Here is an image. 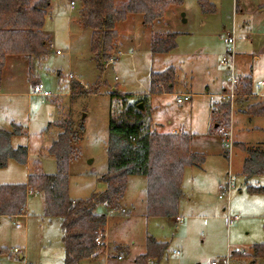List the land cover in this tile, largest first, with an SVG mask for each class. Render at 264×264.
I'll return each instance as SVG.
<instances>
[{
  "label": "rangeland",
  "instance_id": "obj_1",
  "mask_svg": "<svg viewBox=\"0 0 264 264\" xmlns=\"http://www.w3.org/2000/svg\"><path fill=\"white\" fill-rule=\"evenodd\" d=\"M49 1L42 29L49 38L45 58L33 61L30 77L26 57L5 58L0 81V130L21 129L20 136L11 138V145L27 147L28 155L25 165L10 160L6 168L0 169V185L25 184L36 161L44 174L54 175L56 163L46 148L59 133L57 123L70 119L75 140L74 157L69 164V197L85 200L103 192L106 185L100 177L107 172L112 95L140 99L149 94L152 73L172 68L175 77L172 94H154L150 99L155 107L151 122L163 129H154L152 124L151 127L158 133L177 127L189 135L190 151L206 155L204 170L189 167L184 170L185 196L178 210L181 223L160 217L146 221L144 176L127 178L124 196L116 208L97 205L94 213L106 215L108 264H134L144 253L146 234L168 245L159 264H207L225 259L235 248L241 253L233 255L227 264H264L263 259L254 258L251 252L254 244H264V196L247 193L240 174L245 153L240 146H231L227 161L224 157L228 148L222 144L220 135L221 130L232 128L235 142L247 147L264 143V117H249L245 113L249 105L264 98V86L255 89L256 82H264V27L257 28V38L241 37L248 43L254 42L257 61L252 56L237 59L234 48V75L240 84L250 82L252 94L245 95L243 85H237L236 96L229 102L228 125L221 122V126L214 127L212 109L223 100L220 95L230 89L227 79L230 72L219 62L227 55L229 46L224 37L225 31L231 29L235 0H208L215 11L206 14L198 0H173L151 26L143 25L140 15H129L115 26L116 50L112 61L103 68L90 53L91 30L80 24V0ZM245 13L252 16L248 11ZM162 34L175 35V48L166 54H152L151 40ZM34 84L50 96L34 93ZM257 91L261 96L254 95ZM187 92L191 94L190 102L177 104L176 95ZM115 98L116 106L119 102ZM228 171L235 176L228 197H220V192L213 191L210 196L192 193V201L204 199L203 204L193 208L188 203L192 180L196 181L195 186H204L209 178L221 183ZM251 183L262 186L264 177H256ZM42 209L41 196L32 194L27 200L26 221L0 217V264H63L59 220L44 217ZM227 214L239 220L227 227L224 220ZM16 222L21 228H17ZM172 251L179 252L180 257L173 256ZM118 255L123 259L117 260ZM81 263L107 264V258L100 253L96 259Z\"/></svg>",
  "mask_w": 264,
  "mask_h": 264
},
{
  "label": "trees",
  "instance_id": "obj_2",
  "mask_svg": "<svg viewBox=\"0 0 264 264\" xmlns=\"http://www.w3.org/2000/svg\"><path fill=\"white\" fill-rule=\"evenodd\" d=\"M173 0H80V24L91 30L90 53L100 68L113 59L118 38L115 26L129 15H140L142 23L151 26L161 17ZM203 13H214V5L208 0H198ZM49 0H0V81L7 56H24L29 61V77L34 60H43L48 54L49 41L42 31ZM175 48V35H155L151 40L152 54H166ZM174 70L150 76L149 94H172ZM244 94H250V82L241 83ZM37 85L34 84V87ZM75 86H79L76 84ZM252 94V93H251ZM147 96L131 100V96L112 95L106 143L107 172L100 177L106 188L85 200H72L68 194L69 164L74 157L72 143L75 135L70 119L57 123L59 133L47 153L56 163L54 175L44 174L38 166L29 174L25 184L0 185V217H16L24 214L27 198L38 194L42 198L43 216L59 220L63 264H82L96 259L104 249L106 215L94 213L97 205L116 208L123 198L127 178L144 176L146 185L145 218H174L178 214V202L182 196L181 183L184 170L200 167L203 154L189 149L190 136L158 133L151 127V114L146 105ZM118 100L115 106L113 99ZM142 105L143 111L138 107ZM212 109L214 127L229 123L230 103L219 101ZM249 117H264V98L245 110ZM224 125V126H225ZM215 129V128H214ZM217 129V128H216ZM21 129L11 132L0 130V169L10 160L25 165L26 147H12L11 138L20 136ZM240 146L246 153L241 175L245 180L264 177V148ZM250 194H263L264 186H248ZM100 242L97 243L96 239ZM167 245L152 237L146 238L145 252L134 264H148L160 259ZM256 259H264V244L252 247Z\"/></svg>",
  "mask_w": 264,
  "mask_h": 264
},
{
  "label": "crops",
  "instance_id": "obj_3",
  "mask_svg": "<svg viewBox=\"0 0 264 264\" xmlns=\"http://www.w3.org/2000/svg\"><path fill=\"white\" fill-rule=\"evenodd\" d=\"M233 8H234V13H233L234 15H233V20H232L230 31L233 30L234 34H235V44H237L236 46L234 45L235 51H236V58L237 59H239V58L240 59H247V58H250V56H252L253 61H257V59H259V57L257 56V52H254V50H255L254 45H253L254 42L250 41L248 43V41L246 39H241V37H245V38L256 37L257 38V36H258L257 35V28L260 29V28L264 27V0H235ZM246 11L251 13L252 16H248L245 13ZM236 47H238V49H236ZM245 76H249V75H245ZM143 95L147 96L146 97L147 98L146 105L148 106L149 112L151 114L153 112L154 108H155L151 104V100H150L151 99V95L150 94H143ZM182 95H188L189 96V100L186 101V102H183V103H180V104L177 103V104L182 105L184 103L190 102V100H191V94L190 93L187 92V93H183V94H178L176 96H182ZM152 125H153L154 129H163V127L161 125H157V124H152ZM231 131H232V128H231ZM159 133H170V134L175 135V136H180L181 134H184L177 127L176 128L175 127L171 128L168 132H159ZM232 136H233L232 147L235 146V145L237 147H238V145H243V146L247 147L245 144L238 143V141L235 142L233 131H232ZM54 139L55 138H51L50 144L46 148V152H47L49 146L51 145V143H52V141ZM190 139H191V137H190ZM255 146L264 148V143L263 144L257 143V145H254V147ZM248 147H252V146H248ZM201 150L204 151L205 147L202 148ZM227 150H228V153L225 154V156L227 155V157H224V158L227 161H229L230 150L229 149H227ZM26 152H27V155H28L27 147H26ZM222 155H223V152H222ZM245 158H246V153H245ZM244 159H243V161H244ZM205 163H206V155H205L204 163L200 167H190V169L202 172L204 170ZM34 165L38 166L39 163L36 161V162H34ZM242 165H243V162H242ZM242 165H241V171H242ZM29 174H31V172ZM228 174L234 176L231 172L228 171V172H226L225 176H223L221 183L219 181H217L216 179L212 180V179L209 178V179H205L206 180V184L204 186H199V184H196V186H195L196 181L192 180L191 185H190V189H192V190L190 191L191 194L189 195L190 198H188V203L191 204L193 206V208H200L202 206V204H203L204 199H198V200L193 202L192 199H191L192 193L193 194L197 193L199 195L204 193V194L210 196L212 194V191H213V193L221 192V190L226 185ZM242 179H243V183H244V186L246 188V191H247V187L248 186H258V184L253 185L251 183V181L254 178L249 179L247 181L242 176ZM234 181H235V178H234ZM256 183H258V181H256ZM263 186L264 185H262L261 187H263ZM181 191H182V196H181V198L179 199V202H178V210H179V206H180V204L182 202V199L185 196V193H183V190H182V183H181ZM239 193H241V190L239 191ZM31 195L32 194H30L29 196H31ZM257 195L264 196L263 194H257ZM29 196H28V198H29ZM28 198H27V200H28ZM145 202H146V190L144 192V198H143V207H144V213H143L144 215L143 216H144V218H145V207H146V203ZM132 209H134L133 206H132ZM122 210H123V212L125 211L124 209H122ZM42 214H43V209H42ZM227 215H225V217H224L225 221H226V216ZM9 218H12V219L23 218L26 221V219L28 218L27 202H26V209H25L24 214H22L21 216L9 217ZM177 218H181V216H178V214H177V216L174 217V218H165V219L166 220H173L175 223H181V222H177V220H176ZM146 221H147V219H146ZM182 221H183V219H182ZM17 223L18 222H16V224ZM226 225H227V223H226ZM17 228H21V227H17ZM148 236L149 235L146 234L145 239H144V252H145L146 238ZM149 237H152V236H149ZM157 242L164 243V244L167 245L166 242H162V241H157ZM254 245H257V244H254ZM167 247H168V245H167ZM252 247H251V252H252ZM101 253L106 255L107 264H108L110 262L109 261L110 260L109 259V242L107 243L106 230H105V234H104V249H103V251ZM172 255L175 256V257H180V253L177 252V251H172ZM235 255H238V254H234V256ZM164 258H165V253L161 256V258L159 260L158 259L157 260L156 259H152V260H150L148 262V264L149 263H157V264H159V262H162L164 260ZM122 259H123V257H121V255L117 256V260H122ZM91 260H94V259H91ZM260 260H262V259H260Z\"/></svg>",
  "mask_w": 264,
  "mask_h": 264
},
{
  "label": "built area",
  "instance_id": "obj_4",
  "mask_svg": "<svg viewBox=\"0 0 264 264\" xmlns=\"http://www.w3.org/2000/svg\"><path fill=\"white\" fill-rule=\"evenodd\" d=\"M224 42L229 46L228 47V51H227V55L225 57L222 58V60H220L219 64L225 68H227V70L230 72L227 79L230 83V89L227 91L225 90L220 96L223 100H228L229 102H232L233 99L235 98L236 94H235V90H236V86L240 84V79L238 80V78L235 77L234 75V45H235V34L234 31H225V37H224ZM57 54L59 53L58 51L56 52ZM262 86H264V82L263 81H258L256 82L255 85V89L259 90ZM34 93L40 94L44 97H49L50 94L46 91H43L41 87L36 86L33 89ZM256 96H261L260 92L257 91L255 92ZM189 100V96L188 95H182V96H176V103H183ZM221 135V140H222V144L224 146H226L228 149L231 148L232 146V133L229 130H221L220 132ZM234 186V177L230 174H228L227 176V182L225 187L221 190L220 192V197H228L231 190L233 189ZM177 222H182V218H177L176 219ZM239 220V218L237 216H230L227 215L226 216V223H227V227H230L231 225H233L234 223H236ZM17 227H21L19 223L16 224ZM96 242L99 243L100 240L99 238L96 239ZM240 250L238 248H235L233 251L230 250L228 256L225 259H218V260H212L207 264H227L229 259H231V257L234 254H240Z\"/></svg>",
  "mask_w": 264,
  "mask_h": 264
},
{
  "label": "water",
  "instance_id": "obj_5",
  "mask_svg": "<svg viewBox=\"0 0 264 264\" xmlns=\"http://www.w3.org/2000/svg\"><path fill=\"white\" fill-rule=\"evenodd\" d=\"M142 111H143V108H142V105L141 104H139V106H138Z\"/></svg>",
  "mask_w": 264,
  "mask_h": 264
}]
</instances>
